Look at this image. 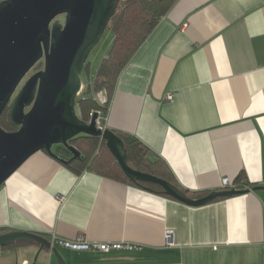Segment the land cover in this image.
I'll use <instances>...</instances> for the list:
<instances>
[{"label": "crops", "instance_id": "1", "mask_svg": "<svg viewBox=\"0 0 264 264\" xmlns=\"http://www.w3.org/2000/svg\"><path fill=\"white\" fill-rule=\"evenodd\" d=\"M92 96L102 103L107 93ZM110 97L100 126L161 157L180 187L247 192L191 206L38 151L0 187V232L41 234L66 264H264V0H176ZM80 236L133 248L76 250L54 239ZM39 247L0 249L11 250L4 264L16 251L30 264ZM52 248L38 264H60Z\"/></svg>", "mask_w": 264, "mask_h": 264}, {"label": "water", "instance_id": "2", "mask_svg": "<svg viewBox=\"0 0 264 264\" xmlns=\"http://www.w3.org/2000/svg\"><path fill=\"white\" fill-rule=\"evenodd\" d=\"M121 0H3L0 2V116L10 106L7 131L0 125V187L38 151L55 155V144L65 147L73 158L81 151L70 140L80 134L106 140L107 147L132 181H150L165 193L191 206H202L219 197L245 193L236 188L214 190L189 197L171 182L132 167L123 139L112 129L98 125L99 113L88 121L77 113V96L82 91V72L92 49L100 41ZM64 16L65 21L56 20ZM43 59L44 68L35 72L17 92L27 73ZM12 100V103H11ZM29 110L27 111V109ZM260 187H255V189ZM40 244L30 264H38L51 241L30 231L0 232V248L18 241ZM60 264L59 250L52 248ZM16 262L19 255L16 251Z\"/></svg>", "mask_w": 264, "mask_h": 264}, {"label": "trees", "instance_id": "3", "mask_svg": "<svg viewBox=\"0 0 264 264\" xmlns=\"http://www.w3.org/2000/svg\"><path fill=\"white\" fill-rule=\"evenodd\" d=\"M176 0H121L117 11L111 18L108 27L114 32V39L107 56L101 62L95 79L85 89L84 97L78 101L80 117L88 121L91 113L95 111L105 112L108 109L111 93L114 89L117 77L126 63L149 36L158 22L165 16ZM85 66H87L85 64ZM101 91L107 93V100L100 103L92 96ZM10 106L0 116V125L7 131H15L17 126L9 119ZM116 133L123 139L127 149L129 164L143 172L158 176L170 181L188 196L198 198L207 192L191 193L183 189L174 179L168 166L161 157H151V153L140 141L122 132ZM70 144L76 146L83 158H73L72 154L63 146L59 150L68 156L66 164L76 172L86 167L100 172L126 183H132L154 193L170 197L157 183L150 181H132L124 173L115 156L107 147L106 140L87 134H80L70 140ZM243 176L237 181L241 183ZM237 182V183H238ZM238 188H243L242 184ZM244 184H247L244 183ZM221 198H216L218 200Z\"/></svg>", "mask_w": 264, "mask_h": 264}, {"label": "rangeland", "instance_id": "4", "mask_svg": "<svg viewBox=\"0 0 264 264\" xmlns=\"http://www.w3.org/2000/svg\"><path fill=\"white\" fill-rule=\"evenodd\" d=\"M58 19H61L63 22L65 21V18L62 15L56 18V20H58ZM113 39H114V32L110 28H106V30L104 31L100 41L90 52L89 57H88L87 62H86L87 66H85V68L82 72V75H81L84 89H82V91L78 94L77 100L84 97L85 89H86L87 85L95 79V77L99 71L101 62L103 61V59L107 56V54L109 52V49H110L111 44L113 42ZM43 66H44V63L41 62V63L37 64L31 70L32 71L36 70V72H37V70L42 68ZM33 74H34L33 72H30L27 76H25L21 82V85L22 84L24 85L25 82L29 79V77L32 76ZM16 94H17V92H15L12 100L14 99ZM12 100H11V103H12ZM76 110H77V113L80 115V109H79L78 105L76 107ZM61 146L62 145H59V144L53 145L52 152L58 153L59 147H61ZM60 250H61V248H60ZM10 251L11 250H8L7 248L6 249H0V264H4L6 254H8V252H10Z\"/></svg>", "mask_w": 264, "mask_h": 264}, {"label": "built area", "instance_id": "5", "mask_svg": "<svg viewBox=\"0 0 264 264\" xmlns=\"http://www.w3.org/2000/svg\"><path fill=\"white\" fill-rule=\"evenodd\" d=\"M82 89H84V86ZM102 92L103 91H101V93ZM167 98L169 100H171L173 98V95L168 94ZM104 100L106 101L107 97H105ZM98 113L100 116L101 111H98ZM99 118L97 120V123L100 126V119ZM223 186L224 187H231V186H233V184L229 181L228 178H224L223 179ZM54 239L57 240L61 245L68 247V248H71V249H76V250H91V249L95 248V249L103 251V252H109L112 249H121V248L131 249V248H133V245L131 243H122V242H104V243L92 244L89 241H87L83 236H80V237H78V239L73 240V241L59 240V239H56V237ZM165 239L169 245L173 244V231L172 230L166 231ZM24 264H28V263L25 262Z\"/></svg>", "mask_w": 264, "mask_h": 264}, {"label": "flooded vegetation", "instance_id": "6", "mask_svg": "<svg viewBox=\"0 0 264 264\" xmlns=\"http://www.w3.org/2000/svg\"><path fill=\"white\" fill-rule=\"evenodd\" d=\"M41 62H43V59H42V60H40V61H39L37 64H39V63H41ZM43 63H44V62H43ZM37 64H36V65H37ZM36 65H35V66H36ZM35 66H34V67H35ZM34 67H33V68H34ZM43 67H44V66H43ZM43 67H42V68H43ZM33 68H32V69H33ZM42 68H40V69H38V70H41ZM38 70H37V71H38ZM30 72H33V73H35V72H36V70H35V71H32V70H31V71H29V72L27 73V75H28ZM27 75H26V76H27ZM22 85H23V84H22ZM22 85L20 84V86L18 87V89H17V91H16V92H18V91L20 90V88L22 87ZM28 110H29V108L27 109V111H28Z\"/></svg>", "mask_w": 264, "mask_h": 264}]
</instances>
